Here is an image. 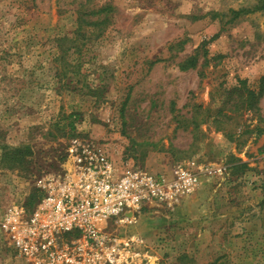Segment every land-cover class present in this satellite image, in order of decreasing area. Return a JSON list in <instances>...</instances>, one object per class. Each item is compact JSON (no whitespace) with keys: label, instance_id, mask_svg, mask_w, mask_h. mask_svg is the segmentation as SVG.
Segmentation results:
<instances>
[{"label":"rangeland","instance_id":"obj_1","mask_svg":"<svg viewBox=\"0 0 264 264\" xmlns=\"http://www.w3.org/2000/svg\"><path fill=\"white\" fill-rule=\"evenodd\" d=\"M263 76L264 0H0V216L88 143L170 185L109 239L142 238L147 264H264ZM0 264H28L1 234Z\"/></svg>","mask_w":264,"mask_h":264},{"label":"built area","instance_id":"obj_2","mask_svg":"<svg viewBox=\"0 0 264 264\" xmlns=\"http://www.w3.org/2000/svg\"><path fill=\"white\" fill-rule=\"evenodd\" d=\"M197 183V174L182 169L174 185L188 192ZM38 187L42 196L31 211L16 204L0 216V234L28 264H147L142 238L104 232L109 220H132L146 200L167 197L163 175L116 168L107 152L79 142L69 147L63 171Z\"/></svg>","mask_w":264,"mask_h":264},{"label":"trees","instance_id":"obj_3","mask_svg":"<svg viewBox=\"0 0 264 264\" xmlns=\"http://www.w3.org/2000/svg\"><path fill=\"white\" fill-rule=\"evenodd\" d=\"M262 8H263V5H260V6L257 7V9H262ZM103 9H105V8H101L100 10H96V11L95 10L91 11L89 14H91V15L98 14L99 12L103 11ZM239 12L240 11H238L237 13H239ZM80 29H81V25H78L77 28H76V30H77L76 35L77 36H79V34H80ZM74 40L75 39H72V38H70L68 36H62V37L55 38V41L58 42L57 45H58V47L61 48L62 53L65 52L64 48H62L63 47V42H69L70 43V42H72ZM192 67H195L194 60H187V61H185L184 63L181 64L180 69L181 70H186V69L192 68ZM261 85H262V87L260 88V91L263 92L264 91V76L261 78Z\"/></svg>","mask_w":264,"mask_h":264}]
</instances>
